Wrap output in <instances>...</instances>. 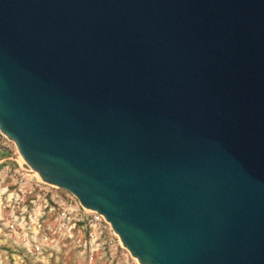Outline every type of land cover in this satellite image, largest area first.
Wrapping results in <instances>:
<instances>
[{
  "label": "water",
  "instance_id": "1",
  "mask_svg": "<svg viewBox=\"0 0 264 264\" xmlns=\"http://www.w3.org/2000/svg\"><path fill=\"white\" fill-rule=\"evenodd\" d=\"M0 130L140 264H264V0H0Z\"/></svg>",
  "mask_w": 264,
  "mask_h": 264
},
{
  "label": "rangeland",
  "instance_id": "2",
  "mask_svg": "<svg viewBox=\"0 0 264 264\" xmlns=\"http://www.w3.org/2000/svg\"><path fill=\"white\" fill-rule=\"evenodd\" d=\"M37 176L17 145L0 130V264H140L109 222L95 221L96 211L84 209L78 202L70 214L71 222L59 218L61 206L53 199L68 191L46 182L41 189ZM21 188L26 194L19 203L14 193ZM34 210L49 212L47 221L55 232V240L49 239L42 253L33 251L36 232L30 217Z\"/></svg>",
  "mask_w": 264,
  "mask_h": 264
},
{
  "label": "built area",
  "instance_id": "3",
  "mask_svg": "<svg viewBox=\"0 0 264 264\" xmlns=\"http://www.w3.org/2000/svg\"><path fill=\"white\" fill-rule=\"evenodd\" d=\"M19 174H22L23 178L30 179L29 175L25 172L24 173L19 172ZM15 175H18V174H15ZM37 180L40 181V182H37V185L40 186L41 189H43L42 183L45 184V182L41 180L38 176H37ZM22 182H24V179L21 180V183ZM25 194H26L25 189L21 188L19 191L14 193V196H16L15 200L20 203V201L23 200ZM44 196H46V193ZM44 200L47 201V198H44ZM53 200L55 203L61 206V209L58 213V217L63 220L68 219L69 222H71L70 214L75 211L74 204L79 202L78 199L72 193L68 191L66 196L54 198ZM95 214H96L94 218L95 221H98V220L106 221L103 215L99 214L98 212H96ZM48 215H49V212L47 211L36 212V210H34V217H30L32 221V226H33L32 231L36 232V235L34 237L35 244L33 246V251L35 253H42L44 251L45 243L49 239L55 240L54 228L52 224L48 223L47 221Z\"/></svg>",
  "mask_w": 264,
  "mask_h": 264
},
{
  "label": "bare ground",
  "instance_id": "4",
  "mask_svg": "<svg viewBox=\"0 0 264 264\" xmlns=\"http://www.w3.org/2000/svg\"><path fill=\"white\" fill-rule=\"evenodd\" d=\"M34 173L38 174L36 171H34Z\"/></svg>",
  "mask_w": 264,
  "mask_h": 264
}]
</instances>
